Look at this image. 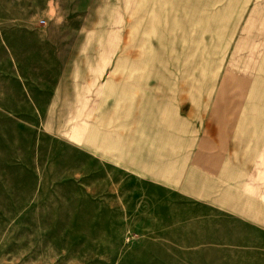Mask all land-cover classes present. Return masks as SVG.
I'll use <instances>...</instances> for the list:
<instances>
[{"label": "crops", "instance_id": "1", "mask_svg": "<svg viewBox=\"0 0 264 264\" xmlns=\"http://www.w3.org/2000/svg\"><path fill=\"white\" fill-rule=\"evenodd\" d=\"M68 1L45 0L41 25L35 13L26 25H8L0 48L7 71L8 64L22 65L23 88L38 96L39 113L76 119L72 149L86 174L104 177L95 190L152 192L158 207L180 194L264 233V120L252 114L256 120L235 133V119L220 138L222 121L214 120L215 135L207 136L206 48L210 38L221 39V17L238 0H134L128 20L123 15L109 29L115 39L95 37L84 55L71 34L78 30L77 0ZM62 7L75 15L70 24ZM76 64L84 65L82 80L71 77ZM61 121L52 125L45 114L44 126L59 129L60 143Z\"/></svg>", "mask_w": 264, "mask_h": 264}, {"label": "rangeland", "instance_id": "2", "mask_svg": "<svg viewBox=\"0 0 264 264\" xmlns=\"http://www.w3.org/2000/svg\"><path fill=\"white\" fill-rule=\"evenodd\" d=\"M133 3L77 0V21L62 7L63 22L77 23L76 37L71 33L77 54H86L95 37L115 39L109 29L121 25L123 15L128 20ZM45 9V0H0V42L8 25H26L32 13L43 24ZM221 24V39L210 38L203 69L212 74L207 136L218 138L227 136L235 119V133L244 131L246 119L264 120V0H238ZM4 51L0 48V264H264V233L223 210L176 193L158 207L150 201L152 192L95 190L104 177L86 174L84 160L72 149L76 119L67 112L39 113L38 96L23 88L22 65L8 64L13 69L7 71ZM74 66L71 77L82 80L84 65ZM61 67L64 73L68 65ZM45 114L52 125L55 117L63 120L61 143L59 129L44 126ZM214 120L222 121L215 134Z\"/></svg>", "mask_w": 264, "mask_h": 264}, {"label": "built area", "instance_id": "3", "mask_svg": "<svg viewBox=\"0 0 264 264\" xmlns=\"http://www.w3.org/2000/svg\"><path fill=\"white\" fill-rule=\"evenodd\" d=\"M40 22H41V23H43V22H44V20H43V19H41V20H40Z\"/></svg>", "mask_w": 264, "mask_h": 264}, {"label": "bare ground", "instance_id": "4", "mask_svg": "<svg viewBox=\"0 0 264 264\" xmlns=\"http://www.w3.org/2000/svg\"><path fill=\"white\" fill-rule=\"evenodd\" d=\"M109 10H110V12H111V7L109 8ZM110 12H109V14H110Z\"/></svg>", "mask_w": 264, "mask_h": 264}]
</instances>
